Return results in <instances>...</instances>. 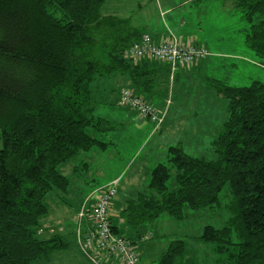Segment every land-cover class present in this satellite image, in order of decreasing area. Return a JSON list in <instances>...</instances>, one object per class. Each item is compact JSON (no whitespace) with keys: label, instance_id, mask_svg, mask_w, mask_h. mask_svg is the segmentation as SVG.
<instances>
[{"label":"trees","instance_id":"16d2710c","mask_svg":"<svg viewBox=\"0 0 264 264\" xmlns=\"http://www.w3.org/2000/svg\"><path fill=\"white\" fill-rule=\"evenodd\" d=\"M230 1L248 25L244 45L264 66V0ZM106 2L0 0V264H48L51 255L65 247L58 233L49 239L40 235L43 219L49 202L61 201L58 194L67 193L72 184L60 167L79 153H105L118 146L124 129L117 131L120 123L107 119L102 108L115 104L130 109L151 124L149 138L163 140L167 131L179 138L178 127L168 126V110L156 109L150 100L159 82L151 76V67L172 66L148 57H125V51L145 37L154 45L164 42L155 44L133 26L130 16L102 13ZM171 40L176 41H167ZM100 83L110 84L109 92L104 88L101 93ZM122 90H129L154 113L141 115L137 108L120 106ZM216 92L227 101V119L210 141L218 159L190 156L182 141L168 145L165 160L148 171L147 191L138 192L124 213L133 226L154 222L163 214L182 220L187 211L218 205L227 185L232 217L222 228L205 226L195 239L214 245L227 264H264V83L220 84ZM158 99L162 102L163 96ZM172 171L177 188L168 191ZM110 186L112 182L102 186L99 196ZM97 200H81L74 222L79 250L89 264L93 253L81 251V245L94 230L91 214ZM111 207L110 232L130 243L140 264L136 243L118 232ZM138 238L147 241L150 235ZM100 252L106 256L105 250ZM185 253V240L172 241L157 264H186ZM119 260L111 254L106 261L97 258L100 264Z\"/></svg>","mask_w":264,"mask_h":264},{"label":"rangeland","instance_id":"374dc122","mask_svg":"<svg viewBox=\"0 0 264 264\" xmlns=\"http://www.w3.org/2000/svg\"><path fill=\"white\" fill-rule=\"evenodd\" d=\"M184 1L187 0H108L101 9L105 15L116 10L122 15L132 17L134 26L142 28L143 24L139 23V20H142L144 24H148L149 28L157 29L161 28V23L167 26L169 19L172 18L171 15L181 14L180 20L185 15L187 20L192 19L193 10L189 12L187 6L180 7ZM221 1L222 5H228L225 0ZM218 2L220 0H211L205 3L206 5L197 6L194 9L201 18L197 22L196 29L207 32L213 28L219 31V35L213 40L219 36L223 38L225 49H231L230 55L234 57L217 60L212 58L214 62L209 63L205 61L207 65L201 71H197L194 77L182 79L174 76L159 77L157 85L163 96L176 97V106L178 104L188 106L181 117H171L168 126L178 127L176 135L183 142L187 154L205 160L218 159V155L210 147V141L217 137L227 119V101L218 95L216 88L220 84L246 87L253 81L264 83L262 61L244 45V30L248 28V25L242 13L232 8L235 10V15L230 16L227 11H221L220 16H217L214 7ZM160 4L163 7H160ZM168 6L172 7L170 13H166L165 10ZM139 11L142 12L138 14ZM186 11L190 14L188 15ZM212 13L216 18L208 19ZM207 44L209 49L216 47V43ZM205 75L208 79H205ZM100 85L101 93L105 90L109 92L111 89L110 84L100 83ZM104 88L105 90H102ZM113 100L115 96L112 97ZM101 112L109 120H118L121 126L116 127L117 131L121 130L120 128L124 130H121L119 134L116 142L118 146L109 147L105 153H79L73 160L59 168L63 175L70 178L72 184L67 193L58 194L61 201L49 202L50 211L47 217L54 222L55 231L61 230L60 234L66 244L62 250L51 255L49 264H89L79 250L76 238L77 228L73 220L79 202L90 195L91 203H93L98 198V190L102 186L107 185L113 178L121 176L118 194L116 193L111 205L112 210L120 217L118 211L125 209L128 202L137 200L138 192L144 194V191H147L149 168L165 160L156 157L158 155L154 153L157 151L156 146L165 142V139L147 137L152 128L148 121L140 119L130 109H122L115 104L109 108H102ZM83 163L87 166L82 167ZM129 187H135V189L129 193L127 191ZM167 187L168 191L177 188L173 171ZM121 188L123 190H120ZM228 193L230 192L226 185L219 194L218 205L198 211H187L182 220H175L163 214L154 222L133 226L126 220V214L122 213L126 222L121 228V234L127 235L137 244L135 251L140 255V264H157L170 243L176 240H185V254L189 256L185 257L186 264H227L224 256H219L213 250L214 245L203 244L195 237L202 233L205 226L216 229L224 227L232 217L229 210L231 196ZM67 202H70V206ZM145 235H150V239L139 242L138 237Z\"/></svg>","mask_w":264,"mask_h":264},{"label":"crops","instance_id":"0c3cea01","mask_svg":"<svg viewBox=\"0 0 264 264\" xmlns=\"http://www.w3.org/2000/svg\"><path fill=\"white\" fill-rule=\"evenodd\" d=\"M210 1L211 0H201V1L187 0V1H184L182 4H180V7L186 8V6H187V9H189V12H190V10H193L194 15L192 16V19L187 20L186 15H185L184 18H181V20H180L181 14L175 15V16L171 15L172 18L169 19V24H167V26H163L161 23V28H157V29L149 28L148 24H144V22L142 20H139V23L143 24L142 28H141L139 26H134L135 22H132L133 26L138 28L139 30H141V32L143 34H148L155 44H159V43L165 42L167 40H170L171 38H174L177 42H179L183 45H186V46H191V45L203 46V47H205V49L209 53L208 57L201 60L200 62H198L195 65L186 64L184 66H180L178 68L171 69L170 67H168V65L155 64L153 67H151L153 69V71L151 73V76H153V79L154 78L158 79L159 77H166V76H168L169 78L174 76V77H177L179 79H182L184 77H194V75L196 74L197 71H201L202 69H204V67L207 65V63L214 62V59L217 60L218 58L234 57V56L230 55L231 49H225L226 47L224 45L223 38H221L219 36L216 40H213L216 36L219 35V31L214 30L213 28H211V30L207 31V32L202 31L200 29H196L197 22L200 21L201 18H200V16H198L195 13L194 9L197 6H201V5L204 6V5H206L205 3L210 2ZM225 1L227 2L228 5H226V6L222 5V1L220 0V2H218L217 6L214 7L216 9L217 16H220L221 11H227L230 16L235 15L236 14L235 10L232 9L233 8L232 2L230 0H225ZM160 7H163V6L160 4ZM163 9H165V8H163ZM165 10H166V13H170L172 10V7L168 6ZM113 11H116V10H113ZM141 12L142 11H139L138 14ZM189 12L187 13V11H186V13L188 15L190 14ZM118 13H119V15H121V17H128L126 15L120 14V12H118ZM163 13L165 14V11H163ZM165 16H166V14H165ZM214 18H216V16L213 13L208 17V19H214ZM212 41H214V42H212ZM207 43H209V44L216 43L215 49H209ZM212 58H214V59H212ZM205 61L207 63H205ZM205 79H208V77L206 75H205ZM154 90L155 91H153L152 95L155 93L157 96L155 97V99H154L155 94L150 97L151 101L153 102L152 105L158 110L167 109L168 110L167 111L168 117H170V116L171 117H174V116L181 117L182 112L187 110L188 106H186L184 104H178L176 106V104H175V98L176 97L175 96H172V97L163 96V94L160 92L158 87ZM160 96H163L164 102L163 101L161 102L158 99ZM167 104H168V106H167ZM149 132H151V130H149ZM162 135L166 136V137L161 136V138L166 139V140L161 145H157L156 146L157 151H154V153H157V155L160 157V159L165 157L168 145L181 143V140L174 135V131H172L171 133H169V131H167L166 133L163 132ZM147 137H150V133H148ZM159 137H156V138H159ZM153 138L154 137H151V139H153ZM161 156H163V157H161ZM150 168H149V170H150ZM120 178H121V176H118V177H115L112 180H110V182H108V183L116 182L117 194H118V186L122 180ZM133 189H135V187H129L127 189V191L130 193V191ZM120 190H123V189L121 188ZM89 196L90 195H88L87 197H89ZM98 196H99V194H98ZM49 211H50V208H49ZM118 212H120V217L117 215V213L114 210L111 209V216H112L111 218L113 221L115 220L114 222H117L116 227L118 228V232L121 234V231H122L121 228L125 224V220L123 219V214H122V213H124V209H121ZM121 214H122V216H121ZM75 217H76V214L73 218L74 222L76 219ZM54 227H55L54 222L51 219L49 220L48 217H46L45 219H43V231L40 235H42L44 237V239H49L51 237V235H54L55 233L60 234L61 230L55 231ZM60 237H62V235ZM138 241L142 242L140 239Z\"/></svg>","mask_w":264,"mask_h":264},{"label":"built area","instance_id":"2783aa9c","mask_svg":"<svg viewBox=\"0 0 264 264\" xmlns=\"http://www.w3.org/2000/svg\"><path fill=\"white\" fill-rule=\"evenodd\" d=\"M209 53L205 47L200 45L186 46L177 41H166L160 45L151 43L148 37L143 38L137 44H134L125 51V57L132 60H138L144 57L156 59L169 63L172 69L176 65H194L197 62L208 57ZM122 107L137 108L141 115H152V109L141 103L129 90H122L119 100ZM113 187L101 189L100 196L97 198L95 207L91 214L94 230L82 241L83 252L93 253L91 258L92 264H100L97 258L106 261L109 254L119 257L118 264H137L132 247L123 237L112 235L108 222L111 200L115 195L116 182L112 183ZM82 217V215H80ZM81 243V242H80ZM105 250L106 256H100L98 253ZM97 257V258H96Z\"/></svg>","mask_w":264,"mask_h":264}]
</instances>
